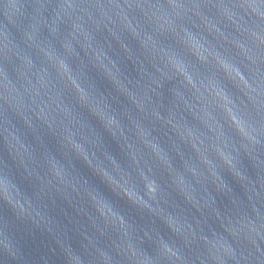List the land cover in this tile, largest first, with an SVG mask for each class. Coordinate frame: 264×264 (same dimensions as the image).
Returning <instances> with one entry per match:
<instances>
[{"label": "water", "instance_id": "obj_1", "mask_svg": "<svg viewBox=\"0 0 264 264\" xmlns=\"http://www.w3.org/2000/svg\"><path fill=\"white\" fill-rule=\"evenodd\" d=\"M0 264H264V0H0Z\"/></svg>", "mask_w": 264, "mask_h": 264}]
</instances>
